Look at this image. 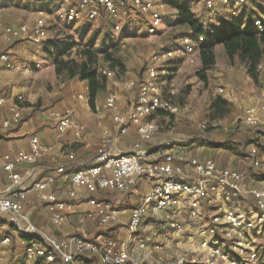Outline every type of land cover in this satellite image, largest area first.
I'll use <instances>...</instances> for the list:
<instances>
[{"label":"built area","instance_id":"built-area-1","mask_svg":"<svg viewBox=\"0 0 264 264\" xmlns=\"http://www.w3.org/2000/svg\"><path fill=\"white\" fill-rule=\"evenodd\" d=\"M10 1L16 0H0V12L2 6ZM58 1V12L74 20L98 19L103 9L115 22V29H120L121 18L131 11L150 17L148 31L151 35L156 34L158 27L164 22L163 15L157 9L164 6L165 0ZM251 1L264 6V0L198 2L212 14H218L223 9L243 7ZM230 12L236 15L234 10ZM253 24L259 32L264 31V18L261 14L253 20ZM45 32L46 22L42 18H37L32 24L3 26L0 37V68H17L9 51L2 48L3 44L23 39L40 48L45 40ZM204 40L203 34L190 32L172 47L155 55L154 62L147 66L145 77L138 85L137 98L126 108L119 104L116 93H111L102 105L96 106V111L110 114L117 134L114 135L109 128L104 129V136L93 164L70 175L72 188L67 192L66 198L50 190L57 177L64 175L67 167L64 163L57 166L55 173L33 180L32 186H28L37 171L38 160L52 151V147L42 142L37 135L30 138L29 150L26 152L9 154L0 151V161L3 162V170L8 179L5 187L0 186V217L6 216L14 225L16 233L21 235L19 244L24 248L25 264H34L37 261L45 264H57L59 261L61 264H79L77 258L87 254L96 255L100 264H152L155 254L163 250V244L155 240L159 236L156 230L144 237L140 235L143 220L148 218L147 225L152 224L154 220L151 213L171 210L175 215L168 226L175 232L182 233L185 231V226L180 220L183 206L190 210V219L198 224L191 227L197 239L192 236L189 240V247L193 250L191 253L195 256L188 258L187 253L181 254L176 264H243L245 261L257 260L258 250L255 242L264 229V186L248 184L244 172L220 168L212 158H191L187 162V170L184 163L186 155L167 150L177 148V140L154 143L152 150L161 153V156L154 160L148 159L149 149L145 147L148 140L165 129V125L160 124L153 116L160 112L174 116L180 111V107L172 101L178 93L174 85L171 84L166 92L168 96L163 95L161 88L162 81L170 78L168 63L176 60L197 64ZM26 70L30 71L31 68ZM103 73L107 77L114 75L112 70H103ZM137 84L136 80L130 79L124 83V88L131 91ZM218 91L223 93L224 88H219ZM78 99L86 100L81 94ZM6 105L8 100L0 93V109ZM9 108L12 120L0 124V133L6 132L13 121L22 119L20 105L11 103ZM50 116L56 120L60 133L71 132L76 139L82 137L83 127L76 119L77 109L74 105L62 112L53 110ZM242 121L250 126L264 125V95L255 97L253 104L246 108ZM132 127L137 133L135 143L128 151L119 150L117 142L123 135H127ZM199 127L209 128L207 123H199ZM248 152L254 161L259 158L264 162V150L259 152L258 147L252 145ZM70 157L74 158L73 155ZM19 165L28 168L19 172L16 170ZM139 178L149 184V189L141 202L132 209L124 238L106 233L100 239H87L80 235L58 238L43 233L24 209L29 194L35 192L38 199L46 204L50 223L61 227L67 221L69 212L74 210L81 196L80 192L88 193L91 194L88 202L95 209V213L81 216L78 223L84 225L88 220L96 218L97 228L105 231L114 222L119 221L121 210L117 204L101 200L95 194L99 191L127 192ZM233 198H242L245 201L234 206ZM205 205L213 207L214 214L207 224L201 226ZM0 243L9 245L11 236L0 234Z\"/></svg>","mask_w":264,"mask_h":264},{"label":"rangeland","instance_id":"rangeland-1","mask_svg":"<svg viewBox=\"0 0 264 264\" xmlns=\"http://www.w3.org/2000/svg\"><path fill=\"white\" fill-rule=\"evenodd\" d=\"M37 1V0H36ZM38 10H43L50 13V16L45 17L47 22L45 41L41 49H34L35 51H45V46L50 42V48L55 50L63 44H73V47L68 53V57L79 59L80 50L85 46L92 44L93 49L98 53L97 66L100 70H112L114 75L108 77L109 89H106L100 94L102 102L109 94L116 93L119 96L133 95L136 99L137 91L128 92L125 90L124 83L130 79L138 80L142 77L145 68L154 62V56L162 53L174 44L178 43L186 34L190 33L187 27L179 26L174 22L173 8L164 6L162 15L164 16V22L160 26V29L156 34L151 35L148 31V22H135L133 25L128 22V15H125L120 20V29H115V22L105 18H98L95 20L89 19H70L68 16L58 13L60 3L58 0H50L46 2L38 1L36 3ZM16 6V5H15ZM34 9V10H36ZM256 9V10H255ZM224 13H228L223 9ZM245 25H248L252 20L258 17L262 12L257 6H249L247 8L237 7L233 8ZM230 10V11H231ZM249 10V11H248ZM28 12V15L35 17V12ZM29 15V16H30ZM139 16V14H136ZM206 18H204V26L207 30H213L223 23V19L219 17V14H210L207 12ZM141 17V16H139ZM98 32L94 38V34ZM21 46V45H20ZM5 49V48H4ZM9 49V48H7ZM6 49V50H7ZM34 51V52H35ZM40 52H38L39 54ZM106 53H111L112 58H105ZM41 54V53H40ZM216 65L207 71V79L203 80L198 75V72L202 69L201 61L198 60L197 64H189L187 61L178 62L173 60L168 63V70L170 71L169 79L162 81L161 88L163 95L168 96L166 92L170 89V85H174V88L178 90L177 95L172 98L173 103L180 107L178 115L169 116L167 113H162L153 116L156 120L164 125L167 122L165 117L171 120L176 127V132L190 133L192 140L208 141L205 145H210V142L218 141L219 146L217 151L219 155L225 157V148L222 144L227 146L242 145V150L246 151V146L250 137L255 135V132H246V128L241 124L242 116L248 106H250L255 97L264 95V72L260 79V82L255 84L249 78L245 72V66L240 62L231 64L227 58L225 50L222 46L218 48ZM44 69L45 75L49 80L48 64L44 56L41 54L38 58ZM119 61L121 66H117L115 69L111 67V64ZM171 67H176L174 73ZM52 90L58 91L60 84L53 81L49 83ZM224 88L223 93H219L218 89ZM129 93V94H128ZM223 96L229 103L223 105V111L217 112L213 109L212 102L215 98ZM163 115V116H161ZM170 123V124H171ZM181 123V125H178ZM199 123H207L209 128L201 129ZM215 124V126H214ZM178 125V126H177ZM173 127V125L171 126ZM257 129H264V125ZM169 130V129H168ZM175 132V130H174ZM248 133L251 134L248 137ZM189 141V140H188ZM216 144V143H215ZM221 146V147H220ZM230 156V155H229ZM244 158H249L248 155ZM245 166L247 163H251L252 160H244ZM264 168V167H263ZM261 168L260 170L262 171ZM255 171V170H254ZM32 183L30 184V187ZM133 203L137 202L138 196L131 198ZM121 210L120 219L117 222H124L125 227L129 220V211L124 212L125 209H130L127 205H118ZM185 207L182 208L184 210ZM171 210L166 212L152 213V220L164 222ZM201 226L207 224L214 214V208H204ZM148 218L143 224L145 231L155 224H148ZM154 223V224H153ZM168 225V224H167ZM159 229V228H157ZM0 234L3 235L7 232L8 225L4 220H0ZM156 230V229H155ZM158 231V230H156ZM228 232V231H227ZM158 236L159 240H163L165 244L167 258H172L178 254H188V258H191L194 253L189 247V238L195 236V234L188 233V235H178L174 233L162 234ZM225 234V233H224ZM194 239H197L196 237ZM256 247L258 249L257 260L253 262L245 261L243 264H264V259L260 260V256L264 255V231L256 238ZM22 254V248L13 244L5 246L0 243V264H14V259ZM26 260L20 261L19 264H25ZM34 264H45L42 261H37Z\"/></svg>","mask_w":264,"mask_h":264},{"label":"crops","instance_id":"crops-1","mask_svg":"<svg viewBox=\"0 0 264 264\" xmlns=\"http://www.w3.org/2000/svg\"><path fill=\"white\" fill-rule=\"evenodd\" d=\"M38 1L40 0H16L5 3L2 6V10L0 12V37H2L3 26H18L22 23L32 24L37 18H42L46 22L45 17H49L50 13L43 10L40 11L38 8L36 9V3H38ZM198 1L199 0H186L184 3L189 4L197 18H199L204 23V18L207 17L206 14L208 11ZM248 4H250L248 7L253 6L254 2L251 1ZM164 6L169 5L164 4ZM164 6L158 8L157 11L161 13ZM245 6L247 8V5H244L242 9L245 8ZM225 10H227V8ZM31 11L35 12L34 14L37 13L35 17L31 16L30 14V16L28 15V12L30 13ZM223 11L224 10H222V12L219 14L220 18H222V14L224 13ZM136 14H139L141 17L137 16ZM127 15L129 17L128 22H130L131 25H133L135 22H144V20L149 23L148 27L151 24L150 17L139 12L131 11ZM172 17L174 19L176 17L174 9ZM237 17H239V15ZM160 26L158 27L157 32L159 31ZM220 46L222 45H217L215 47L216 53ZM2 48H9L7 50L10 53L12 61L16 63L17 68L8 69L6 66H2L0 68V93L6 96L8 100V105L0 109V124L7 120H12V113L9 108L11 103L22 105L21 107L23 116L22 119L13 121L11 127L6 132L0 133V151L9 154L26 152L29 150V141L33 135H37L42 142L52 147L51 153L40 158L39 162L36 164L37 171L34 175V178L28 182L29 187L33 180H39L49 173H55L57 166L62 163L67 165L68 170H70V168H82L93 164L94 156L104 136V129H111V132L114 135L117 134V131L114 128L110 114L105 112L100 113L96 111V107L93 109L89 105L87 82L80 81L78 78L65 81L59 79L55 73V65L49 58L48 54L46 52L42 53L41 50L35 51L34 49H41V47L39 48L34 46L28 40H15L10 44H3ZM38 52L44 56L47 62L50 61L47 67L49 80L45 78L46 75L44 69L38 60L41 54H38ZM27 68H31V70L27 71ZM172 73H174V71ZM53 81L60 84L58 91H54L50 88L49 83H52ZM136 81H139V79ZM109 88L110 85L107 86V89ZM80 94L86 98L85 101L78 99ZM133 99L134 96L130 94L128 96L118 95L119 104L123 108H126L130 103H132L134 101ZM105 101L106 99H104L102 102V99L99 95L96 101V106L102 105ZM73 105L77 109L76 119L83 127V135L80 139H76L71 132L64 134L60 133L56 120L50 116V112L53 110L62 112ZM162 113L163 112H160V114ZM165 119H167V122L164 124L165 129L163 132L154 136L145 143V147L149 149V160H154L161 156L160 152L152 150L151 147L154 143L162 141L168 142L170 140L178 141L180 139L182 142L178 143L177 148H168L167 150L185 155L188 154V156L201 159L213 157L215 154H218V167L224 168L227 166H234L235 163L233 160L235 156L223 157L219 155L217 148H213V145H211L215 143L218 144V141L214 143L212 141L210 145H201L198 148L193 149L192 145L190 144V141L193 139V137L189 136L190 133H183L180 132V130L176 132L174 123L172 124L168 117H165ZM172 125L173 127H171ZM178 125H181V123ZM136 139L137 133L135 128L132 127L127 135H123L120 138V140L117 142V146L119 150L128 151L132 148ZM71 155L74 156L73 159L70 157ZM244 156L238 159L236 163L245 167L246 162L244 160H248L250 158L252 162L249 164L247 163V166L252 165L254 160L250 156L249 158H244ZM185 165L186 169L188 170V163L185 162ZM253 166V170H255L253 172L257 175V178H248L247 183H256L259 186L264 185V179H262V175L264 176V168L261 171L259 169L261 167L258 165ZM27 168V166L19 165L17 166L16 170L19 172H24ZM7 184L8 179L6 173L3 170V162L0 161V186L5 187ZM71 188L72 184L70 182V176L62 175L57 177L55 183L50 187V190L56 191L61 195V197L66 198V194ZM148 189L149 184L145 180H140L138 181L136 187L128 192H118L111 196V194H107L104 191H99L95 195L99 199H106L110 197L117 205L130 206L128 207L130 209L124 208V212L129 211L131 214L132 209L141 202ZM80 193L81 196L76 202L74 210L69 212L67 216V221L64 224L63 229L64 235L80 232V234L83 236L90 238L94 237L95 234L98 233L99 235H96L94 238L100 239L104 236V233L109 232V234H112L118 238L126 237L127 232L125 223L123 221L114 222L111 226H109L108 230L105 231H100L96 227L95 220H88L84 225H79L78 219L81 216L87 213H95V209L88 202V198L91 196V194L84 192ZM133 196H138V200L135 203H133V200L131 199ZM24 206L26 211L30 214L32 221L40 228L43 233L56 236L55 234L58 232H55L54 227L50 223V215L48 213L46 204L38 199V196L35 192H31L29 194L28 200L25 202ZM205 208L209 209L211 207L205 205ZM78 263L85 264L82 261H78ZM57 264H61V262L59 261Z\"/></svg>","mask_w":264,"mask_h":264},{"label":"trees","instance_id":"trees-1","mask_svg":"<svg viewBox=\"0 0 264 264\" xmlns=\"http://www.w3.org/2000/svg\"><path fill=\"white\" fill-rule=\"evenodd\" d=\"M184 1L186 0H165L164 3L169 5L175 10L176 17L174 19V22L177 25L187 27L190 30V32L200 33L205 36V40L201 44V47L199 50V60L201 61L202 69L198 72V75L201 77V79L206 80L207 79L206 73L208 69L216 65L217 56H216L215 47L217 45H222L229 62L231 64H235L237 62H240L241 64H243L246 68V72L249 78L253 81V83L255 84L259 83L262 77V74L264 72V31L259 32L257 28L255 27V25L253 24V20L248 25H245L241 17H237L236 15L232 14L230 11H227L228 13L222 14V19H223L224 24H221L220 26L214 28L213 30H207L206 27L204 26V23L199 18H197L191 6L189 4L184 3ZM248 5L250 4H247V7ZM254 5L257 6L258 9H260V11L262 12V16L264 18V6L262 4L255 3V2H254ZM207 11L211 13L209 9H207ZM101 12L102 14L100 18L112 20L105 10L102 9ZM97 34L98 32L94 34V38L96 37ZM50 45L51 44L49 42V44L46 45L44 48L49 58L55 65V73L58 76V78L63 81L78 78L80 81L87 82L88 84V103L93 109H95L97 98L103 91L107 89L108 77L103 73V70H100L97 66L98 53L93 49L92 44L89 46H85L82 50H80L79 59L68 57V53L70 49L73 47V44H63L62 46H59V48H57L56 51L52 50V48H50ZM105 58L111 59L112 54L106 53ZM117 66H121V63L119 61L111 64V67L113 69H115ZM146 68L143 71L142 77L139 79V81H137L138 84L134 87L133 92L139 91L138 85L140 82H142V80L145 77ZM171 68L173 71L177 69L176 67H171ZM228 103L229 101L226 98H224L223 96H220L214 99L211 107L215 109V111L217 112H222L224 108L223 105H227ZM241 124L246 128L247 130L246 132H249V131L255 132V130H258V131H256L255 135H253L252 137H250L251 134L248 133V137H250V139L248 140L247 144L244 145V147L246 146L247 153L242 150L243 146L240 144L236 145V147L233 146L234 144L230 146H227V144L221 145L222 147L225 148V153L226 152L228 153V154H225V156L227 157H229V155L230 157L235 156L233 160V162L235 163L234 166L233 167L227 166L226 168H231L237 171L244 172L247 176V179L248 178L256 179L257 175L253 172L254 171L253 165H258L259 167L263 168L264 162H261L259 158H257L252 163V165H248L247 167L246 166L243 167L242 165L236 162L238 159H240L244 155L249 156L248 150L252 145L257 146L259 152H262L264 150V129H257V128H260L261 126L246 125L243 121H241ZM205 140L207 139H204L203 141H200V142L197 140H191L192 142L190 141V144L192 145L193 149L198 148L199 146L205 145V143L208 142ZM180 142L182 141L179 139L178 143ZM211 143L212 142H210V144ZM211 145H213V148H217L219 146V144H211ZM217 155L215 154L213 157H207V158H212L213 160H215L218 166ZM191 158H196V157L188 156V154H186L187 161L185 162H188V160H190ZM83 168L85 167L70 168V170H68V167H66V171L64 175L70 176L76 170L83 169ZM262 179H264L263 175H262ZM140 180H144V179H140V178L137 179L136 183L130 190L136 187L138 181ZM32 184H33V181H32ZM106 193L111 194L112 196L118 192L115 191L112 193L110 192H106ZM101 200H108V201L115 203L113 199H111L110 197L106 199H101ZM244 201L245 200L242 198H233L232 204L234 206H237L243 203ZM24 209H25V206H24ZM189 212L190 210L185 207V209L183 210V213L180 216V220L185 226V231L182 233L175 232L173 229H171L167 225L170 222L171 218L175 215L173 211H170L172 216L169 217L167 215L168 217L165 218L164 222L160 221L161 224H159V221L157 220L155 224L152 226L151 230L145 231L144 228L142 227L140 231V235H143V237L147 236L149 234H152V231L155 229L158 230L157 232L159 236L161 235L160 232H162V234H165V235L166 234L169 235L171 232L172 233L175 232V234H178V235H188L189 232L190 233L193 232L191 230V227L194 225H198L196 222L190 219ZM1 219L4 220L5 223H7L8 225V230L7 232H4L3 235L11 236V243L5 246H10L16 243V245L22 248V254L18 255L14 259L15 261L14 264H19L20 261H23L24 259L26 260L24 248L19 244V238L21 237V235L16 233L14 225L9 222L6 216L0 217V220ZM146 219L147 218L143 220V224L146 222ZM92 220L96 221V218L90 219V221ZM64 224L61 227H55L52 225L55 229V232H58L55 234L56 237L65 238L70 235H80L87 239H95L94 237L96 235H99L98 233H96L94 237H90V238L83 236L82 234H80V232H75L69 235H64L63 233ZM96 227H97V224H96ZM263 231L261 232V234L263 233ZM106 234H109V232H107ZM157 237L155 238V240H158L159 242L163 244V250L155 254L154 258H152V264H176V261L180 257L181 254L176 253V256L172 258H167V255L165 254L166 250H164L165 244L163 240H159ZM193 237H196V236H193ZM263 259H264V255H261L260 260H263ZM77 260L82 261L85 264H100L98 257L96 255H90V254L83 255V256L78 257ZM184 264H188V263L185 262Z\"/></svg>","mask_w":264,"mask_h":264}]
</instances>
